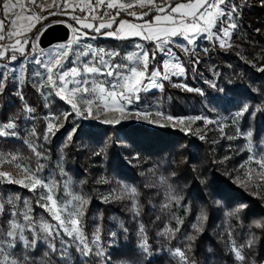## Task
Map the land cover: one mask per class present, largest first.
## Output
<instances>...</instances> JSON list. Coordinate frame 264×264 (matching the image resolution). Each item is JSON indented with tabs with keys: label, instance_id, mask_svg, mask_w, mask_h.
<instances>
[{
	"label": "trees",
	"instance_id": "16d2710c",
	"mask_svg": "<svg viewBox=\"0 0 264 264\" xmlns=\"http://www.w3.org/2000/svg\"><path fill=\"white\" fill-rule=\"evenodd\" d=\"M236 2L244 32L240 44L225 48L213 44L205 57L197 49L195 56L199 63L194 77L192 56L187 64L188 84L192 89H201L205 96L165 80L163 98L167 110L174 116L202 111L231 116L248 104L249 113L238 117V125L243 131L252 132L251 141L260 145L264 142V71L261 70L264 69V0ZM0 13L2 15V9ZM44 28L41 23L36 27L26 50ZM133 41L99 38L101 44L114 47ZM208 81H215L218 88L226 89L232 102L211 111L206 101L217 93ZM22 94L23 101L13 95L3 99L0 109L3 121L11 120L12 115L22 116L26 102L35 106L37 122L43 126L46 105L42 95L29 82L23 86ZM48 105L53 109L69 107L60 99L51 100ZM255 109L262 110L251 116ZM72 126L66 123L47 145L53 165L58 158L57 144ZM77 128L65 148L64 162L82 197L88 201L83 208L81 225L89 240L98 228L106 245L113 238V232L117 234L115 242L108 245L105 257H82L73 247L67 250L69 257H61L59 250L52 253L43 243L30 252L32 256H43L48 251L58 264H106L107 259L111 264H183L171 251L178 247L186 250L185 246L190 243L191 250H186V255L195 264H264V177L257 173L249 176L241 167L247 162L249 151L245 137L237 133V126H232L227 135L218 130L208 131L201 134L204 140L198 138L199 134L172 126L149 127L132 122L89 121ZM120 135L128 144H120ZM230 135L232 139L228 138ZM5 145L16 149L23 143L6 139ZM120 181L133 186V198L112 195ZM11 193L28 196L34 221L44 217L55 223L51 214L36 203L37 197L29 189L0 182V198ZM172 196L177 199L172 200ZM133 204L136 211L132 210ZM237 208L241 210L230 215ZM201 213L206 219H200ZM8 218L7 213L2 214L3 227H7ZM255 222H259V226ZM193 225L201 231H196ZM188 235H195V241H187ZM142 238H146L150 254L139 248ZM249 238H254L253 247H244L245 260L237 261L230 251L229 241H235L239 247L246 245Z\"/></svg>",
	"mask_w": 264,
	"mask_h": 264
},
{
	"label": "snow or ice",
	"instance_id": "6c2138e0",
	"mask_svg": "<svg viewBox=\"0 0 264 264\" xmlns=\"http://www.w3.org/2000/svg\"><path fill=\"white\" fill-rule=\"evenodd\" d=\"M28 3L36 4L37 0H28ZM97 6L105 8L103 13L92 17L94 20H97V23H86L82 25L85 29H91L96 35L89 36L85 32L77 35L74 40H69L66 44H60L56 48L46 52L45 50H40V53L44 57L43 59L34 55L37 52L35 43H32L29 49H25L24 45L29 43L26 38L23 39V43H21L20 39H17L15 44L0 43V69H3L0 72V94L5 90L6 81L11 79L17 85V91L14 94L23 101L24 98L22 92L19 90V86L24 84L26 79H31L32 86L45 99L54 95L65 101L70 107V111L62 114V117L55 115L46 117L49 122L43 134L45 141L48 140L50 134L54 135L55 131L58 130L57 124L53 123V121L59 122L62 118L66 119L70 115L84 119L92 115L94 104L99 108L100 102H103L105 111L112 110L124 115L127 106L140 102V93L142 91H147L149 87L162 89L163 83L158 81L170 80L172 76L185 75V69L182 63L179 61L175 52L172 51L173 47L179 48L186 54H191L193 58V69L199 63L195 53L197 50V40L201 35H204L209 40L215 38L219 42L220 48L231 47L228 44V39L230 38L231 30L235 29L237 25L234 22L230 23V21H233L234 15H239L238 5L233 3L232 0H194V2L193 0H188L186 3H180L178 0H172V2L164 0V3L160 5L156 4V0H136L135 4L118 3L117 0H95V4H93L92 0H87L86 7L81 8L80 11L91 14L98 11ZM136 6L145 8L147 11H143L139 15L134 11H130L131 8ZM19 7L20 12L13 13L12 18L9 19V13L17 8V4L13 3L12 0H0V9H2L3 16V18H0V41L10 39L13 36L23 35L22 33L12 31V29L17 27L18 22L22 18H28L22 17L21 15L25 11V4L21 2ZM62 7H68L67 0H65ZM107 9H114L115 16H110L109 22L107 23L101 22L104 16L109 15ZM121 10H124L128 16L143 21V23H130L126 19L117 21L116 16L120 15ZM145 17H149V19L145 20ZM35 18L39 19V17ZM72 18L78 23L80 22L79 17L73 16ZM217 23L221 27L218 32H213L212 29L216 27ZM113 24L117 25L115 29H113ZM98 36L114 39L142 37L145 41H152L155 47L151 53V57L148 50L141 44L135 45V48L139 51L128 53L121 57V53L118 51H106L103 48H94L90 43H81L82 39L94 40ZM204 51L207 52V49H204ZM17 52L20 54V57H23L18 68L14 63L19 59L16 54ZM157 53H160L162 56L167 54L176 62L171 63L169 59H162L160 65L156 66L154 64L152 71L149 73V60L155 61ZM70 56L74 57V59L70 61L72 66L67 67L66 64L69 62ZM118 57H121L119 61H117ZM30 59L39 67L32 70L30 75L26 77V65ZM2 61L7 62L3 63ZM261 70L264 71V69ZM10 73L13 74L11 77L9 76ZM216 75H219V73H216ZM207 83L217 93V95L212 96L211 99L206 101V105L210 106L211 111H216L220 106L226 107L227 104L232 102L226 89L218 88L215 81H208ZM177 86L183 87L186 91H195L199 95L205 96V93L201 89H192L186 84ZM77 98L84 101L83 108L74 102ZM109 102H111V105ZM249 107L248 104H244L235 113V116L240 117L245 113H249ZM261 110L255 109L250 115L254 116L256 111ZM23 111L25 113H32L34 109L25 105ZM149 115L150 112L145 109L142 112L136 113L134 118L155 123L156 121L148 120ZM156 115L160 117L162 113L158 112ZM25 118L28 119L31 117L26 116ZM92 118L95 119L96 117L92 116ZM163 118L167 121H178L180 124H183L185 119L170 115ZM187 119L189 121L203 119L205 124L219 123V121L208 120L203 116L189 117ZM102 123L118 124L120 120L105 119ZM16 129L17 124L15 123V118H13L9 122L0 125V136L16 137L18 135ZM183 130L188 131L189 129L185 128ZM77 131L78 128L74 125L72 132L68 135V139L70 140L72 135L76 134ZM33 134H35L34 130ZM245 135L250 138L252 132L249 131ZM198 138L200 140L205 139L203 135H200ZM228 138L232 139V137ZM29 147L33 146L29 145ZM248 150L251 152V145H249ZM33 151L38 161L40 159H47L42 152L36 151L35 147H33ZM249 159L253 160L259 166L261 172H264V142H262L259 151L250 155ZM43 170L44 165L42 163H37L35 170L26 169V171L31 173L27 177L28 183H23L22 180L12 179L10 172L0 171V182L22 184L23 187L36 193L38 197L36 203L41 208L46 209L55 221L54 224L41 222L37 227L33 223V218L25 212L22 214L23 222H20L17 219V211L14 206V200H19V197H8L6 201L0 202V214L7 213L9 217L7 219L8 228L4 233L5 238L0 240V264H28L27 257L21 261L13 258L12 253L8 251V249L16 246L17 241L21 242L25 248H35L38 241L44 240L48 242L50 251L57 253L58 249L55 241L59 239V255L61 257L67 255L69 247L75 248L81 255L86 257L91 255L105 257L106 253L100 246L99 229L97 228L92 233L91 245H95V250L90 246L87 237L82 231L81 219L84 216L83 208L88 201L78 195L72 196L67 191L69 188L67 182L63 185L66 199L62 202L57 201L53 195L57 188V182L51 177L47 179L41 178L40 173ZM61 174L67 175L63 169H61ZM131 191L135 192V189H131ZM171 199L176 200L177 197L172 196ZM24 204L27 207L28 201L25 200ZM6 205L11 207L6 209ZM132 210L136 211L135 204H133ZM240 210L241 208H237L230 215H234ZM200 219H206V216L201 213ZM255 223L259 226V222ZM193 228L196 231H201L197 225H193ZM26 230L31 234V239L25 236L24 233ZM124 231H127V229H124ZM176 231H179V228ZM140 233L143 237V225L140 226ZM116 235L115 232L111 233L113 242ZM195 239V235H188L186 237V240L189 242L195 241ZM229 243L230 251L234 254L236 260L244 261L245 256L242 255V250L244 247L252 248L254 238H249L246 245H240L239 247L236 246L233 240H230ZM139 248L145 254H150L146 238H142ZM185 249L190 251L191 244H187ZM186 250L178 247L174 250L173 255L178 256L183 261V264H195L186 255ZM106 264H111L110 259L106 260Z\"/></svg>",
	"mask_w": 264,
	"mask_h": 264
},
{
	"label": "rangeland",
	"instance_id": "374dc122",
	"mask_svg": "<svg viewBox=\"0 0 264 264\" xmlns=\"http://www.w3.org/2000/svg\"><path fill=\"white\" fill-rule=\"evenodd\" d=\"M161 1L164 0H156V4L159 5ZM13 3L17 4V8L13 9L12 12L9 13V19L12 18L13 13L20 12V7L19 4L23 2L25 4V11L21 13L22 17H28L27 19L22 18L19 22L16 28L12 29L14 32H19L22 33L23 35L20 37H25L28 41L30 38V34L36 29L38 24H43L44 27H48L51 24L58 23V22H63L67 24L70 27V38L69 40H74V38L77 35H80L82 33H85L81 30L76 31V27L72 24L73 21V16L80 17V16H85L89 19H93V16H98L101 13L105 11V8L98 7V11L94 13H87V12H81V8H85L87 4V0H67L68 7H62V5L65 3V0H37L36 4H29L28 0H12ZM93 2V0H92ZM118 3H124V4H135L136 0H117ZM233 3L237 4L236 0H232ZM95 4V3H93ZM239 8V5H238ZM75 9V10H74ZM138 10H146L145 8H140L139 6L133 7L130 9V11H138ZM124 10H121L120 12H123ZM107 12L109 15L104 16L103 18H106L111 15H115V10L114 9H107ZM125 12V11H124ZM54 13V14H53ZM34 14V16H33ZM240 11L239 15L235 16L234 19L231 22H234L237 27L233 30H231V35L230 38L228 39V44L231 46H238L239 40L243 38L244 32L242 30V25L240 23ZM35 17H39V19H36ZM0 18H1V13H0ZM56 18V19H53ZM221 25L217 23L216 27L212 29L213 32H218L219 28ZM44 28V29H45ZM43 29V30H44ZM40 31L35 37H34V43L36 44L37 47V52L34 55L39 56V58L43 59V55L40 53V50H51L53 48H56L60 44H66L69 40L65 42H59L55 43L52 46L48 48H41L39 45V37L41 33L43 32ZM89 35V34H88ZM91 36V35H89ZM179 39V38H177ZM21 43H23V40H21ZM81 43H90L93 45L94 48H103L106 51H118L121 53V57L125 56L128 53H132L135 51H139L138 49L135 48L136 44H141L145 49L148 50L149 55L151 57V53L155 47L154 43H148V42H131L126 45H122L119 47H114L110 45H103L99 42V38L97 39H82ZM15 44V43H13ZM213 44H216L219 46V42L213 38V40L207 39L204 35H201L198 40H197V49L201 50V56H206L208 53V50L211 48ZM25 49L27 47V44L24 45ZM75 47V45H73ZM204 49H207V52L204 51ZM172 51L175 52L176 56L179 58V61L182 63V66L185 69V75L183 76H172L170 80L173 81L174 84L176 85H181V84H186L189 88H192L191 85L188 84L186 80V74H187V64L190 63L191 60V54H186L182 52L179 48H172ZM19 59L14 62L15 66L18 68L21 64V61L23 60V57L19 56V53H16ZM121 57L117 58V61ZM74 59V57H69V62L66 64L67 67L72 66L70 61ZM162 59H169L171 63H175L176 61L171 59L167 54H164L163 56L160 53H157L155 61H152L151 59L149 60L148 64V72L150 73L152 71L153 65L155 64L156 66L160 65V62ZM3 63H6L5 61H2ZM27 72H26V77L30 75L32 70L37 69L39 66L36 65L34 62L31 61V59L27 62ZM191 74L194 77L195 76V71L193 68H191ZM3 69H0V72H2ZM163 71V69H162ZM18 74V73H16ZM13 74H9L11 77ZM174 79V80H173ZM26 82H29L32 84L31 79H26ZM25 82V83H26ZM163 83V88H164V82L165 81H158ZM22 84L19 86V90L22 92V88L25 85ZM147 83V81H145ZM163 88L162 89H156V88H151L147 91H142L140 93V102L138 104H132L129 105L125 108V113L124 115H121L120 113L116 111H105L103 102H100L99 108H97L96 104L93 105L92 108V115L87 116L84 119L78 118L75 115H70L66 119H61L59 122L53 121V123L57 124L58 130L55 131L54 135H49V138L47 141L43 139V134L46 130V125L48 124V120L46 117L50 115H55L58 117H62V114L67 113L70 111V107L68 109L64 108H59V109H53L49 107V101L55 100V99H60L56 96H49L47 99H45L43 96V100L46 105V111L44 113V118H45V124L43 126L40 125L39 122H37V116L38 112L35 108V106H30L28 103L25 102V105L28 107L34 109V112L32 113H25L24 111L22 112V116L19 115H12L11 120L15 118V123L17 124V133L18 135L16 137L12 136H7L3 137L0 136V171H7L12 174V179L16 180H22L23 183H28L27 177L31 174L29 171H26V169L29 170H35L37 163H42L44 165V170L42 173H40L41 178L47 179L49 177L53 178L57 182V188L56 191L54 192V198L57 201H64L66 199L64 193L65 189L63 187L64 183L67 182L69 184L68 192L72 196H81V193L79 191V186L77 185L76 182H74V178L68 168L66 167L65 164V154H66V147L69 145L70 140L74 137V134L72 135V138L69 140L68 135L69 133L72 132L73 126H78L82 123H87L89 121H96L97 123H102L103 120L109 119V120H115L119 119L120 123L123 122H132V123H142L145 124L149 127H167V126H172L175 128H179L182 131L183 129L187 128L189 129L188 131H184L186 133H193V134H206L208 131L212 130H218L221 132V134H226L231 130L232 126H237L238 131L237 133L240 134L241 136L245 137L246 139V148L248 150L249 145H251V152L249 151L247 162L243 165L245 171L249 174V176L252 175V173H257L259 174L258 176H261L262 178L264 177V172H261L259 166L253 161L249 159L250 155H253L254 153L259 151L260 146L262 144L257 145L256 143L251 141V137H247L245 134L249 131H243L240 125H238V117L235 116L234 112L231 116L229 115H218L215 116L212 113L208 111H202L199 114H190L186 116H174L172 115L166 107L165 100L163 98ZM17 91V85L11 80L6 81V87L5 90L2 94H0V109H1V104L3 99H10L11 96H16L14 93ZM23 95V94H22ZM61 100V99H60ZM63 101V100H62ZM65 102V101H63ZM74 102L78 103L81 108L84 106V101L80 100L77 98ZM65 104H67L65 102ZM111 105V102H109ZM69 106V105H68ZM147 109L150 112V115L148 116V120L156 121L155 123H149L147 120L143 119H135L134 116L138 112H142L143 110ZM239 111V110H238ZM20 112V111H19ZM162 113V116L157 117L156 113ZM172 116V117H183L184 122L183 124H180L178 121H167L163 117L165 116ZM29 116L31 118L26 119L25 117ZM92 116L96 117L95 119L92 118ZM197 116H203L206 117L208 120L212 121H219V123H213V124H205V121L203 119L201 120H195V121H189L187 118L189 117H197ZM22 119L23 122L20 123L18 119ZM10 121V120H9ZM9 121L4 122L2 119V116L0 114V125L7 123ZM73 124V126L70 128V130L66 133L65 137L58 142L57 144V153H58V158L56 159L54 165L50 161V156H51V151L50 148L47 147L49 144V141H51L59 132L62 130L63 126L65 124ZM174 125V126H173ZM222 129V131H221ZM33 130L35 131V134H33ZM230 137H232L230 135ZM6 139L14 140L17 143H23V145H18L16 149L12 147H8L5 145ZM124 138L120 135L119 141L120 144H128L126 140H123ZM88 142L85 143L87 146ZM29 145H32L35 147L36 151L42 152L44 156L47 157V159H40L38 161L35 152L33 151V147H29ZM15 157V159H13ZM259 158V157H257ZM61 169L67 174V175H62L61 174ZM154 181V179L152 180ZM23 186L22 184H19ZM28 189V188H27ZM131 189H134L132 185L125 183V182H118L116 184L115 190L113 191L112 195L115 194L116 197L118 196H124L127 195L131 198H133V194L135 192H132ZM37 197V194L34 193ZM111 195V196H112ZM17 194H10L9 196H4L0 198V202H4L7 200L8 197H17ZM107 196H110V193L107 194ZM19 197V200H14V206L15 210L17 211V219L20 222H23L22 220V214L27 212L28 215L32 216V209L29 203V198L28 196H23ZM38 198V197H37ZM70 198V197H69ZM83 198V197H82ZM28 201L27 207L24 204V201ZM8 205H6L7 207ZM11 207V206H10ZM1 216L0 214V240L4 239V233L7 231V227H3L1 223ZM41 222H46V223H52L49 220H47L44 217H40L38 221H34L33 223L39 226ZM54 224V223H53ZM82 231L84 232L83 228ZM25 236H28L29 239H31V234L26 230L25 231ZM43 235V234H41ZM84 235L86 236L85 232ZM87 237V236H86ZM88 242L90 246L93 247L95 250V245H91V240L87 237ZM115 242V241H114ZM113 242V238L108 241V245L110 246ZM47 244V241L40 240L37 243L38 247L40 244ZM57 249H60V241L57 239L55 241ZM108 245H106L103 241V239L100 237V246L104 249L105 253L108 251ZM35 247V248H36ZM238 247V246H237ZM35 248H25L23 244L19 241H17L16 246L12 249H8L10 253H12L13 258L19 259L21 261L24 260L25 257H27L28 264H58L56 263L52 258L51 255L49 254L48 251H46L45 255H40V256H32L31 251H33ZM79 252V251H78ZM174 250L171 251L173 255ZM80 254V252H79ZM81 255V254H80ZM70 255L67 254V257ZM82 257H86L81 255ZM176 256V255H174ZM88 257V256H87ZM178 257V256H177ZM180 261L183 263V261L180 259Z\"/></svg>",
	"mask_w": 264,
	"mask_h": 264
},
{
	"label": "water",
	"instance_id": "95a60500",
	"mask_svg": "<svg viewBox=\"0 0 264 264\" xmlns=\"http://www.w3.org/2000/svg\"><path fill=\"white\" fill-rule=\"evenodd\" d=\"M70 27L58 22L46 27L39 37V45L41 48H48L55 43L65 42L70 38Z\"/></svg>",
	"mask_w": 264,
	"mask_h": 264
},
{
	"label": "crops",
	"instance_id": "0c3cea01",
	"mask_svg": "<svg viewBox=\"0 0 264 264\" xmlns=\"http://www.w3.org/2000/svg\"><path fill=\"white\" fill-rule=\"evenodd\" d=\"M169 2H170V0H169ZM194 2V1H193ZM162 3H164V1H161L160 2V4H162ZM180 3H186V2H180ZM159 4V5H160ZM1 10V9H0ZM122 13H124V11L123 12H120V15L119 16H116V20L117 21H119V20H121V19H126V20H129L130 21V23H137V24H139V23H143V21H141V20H134V19H132V18H130L128 15H122ZM126 13V12H125ZM127 14V13H126ZM111 16H115V15H111ZM109 17L110 16H108V17H106V18H103V20L101 21V22H105V23H107V22H109ZM1 18H3V16L1 15ZM80 18V22L78 23L76 20H73L72 21V23H74V24H76V29L77 30H81V31H83V32H87L89 35H96V34H94V33H91L92 32V30L91 29H85V28H83L82 27V25L83 24H86V23H93V24H96L97 23V20H94V19H89V18H87V17H85V16H80L79 17ZM145 20H147L146 19V17H145ZM39 25V24H38ZM161 26H164V25H161ZM117 27V25L116 24H113V29H115ZM13 31V30H12ZM102 31H104V30H102ZM31 35V34H30ZM25 37H20V36H18V39H20V40H23ZM98 38H107V37H104V36H98ZM109 39H114V38H109ZM118 40H134V41H137V42H148V43H153L152 41H145V40H143L142 39V37H131V38H128V39H118ZM133 41V42H134ZM27 48V47H26Z\"/></svg>",
	"mask_w": 264,
	"mask_h": 264
},
{
	"label": "built area",
	"instance_id": "2783aa9c",
	"mask_svg": "<svg viewBox=\"0 0 264 264\" xmlns=\"http://www.w3.org/2000/svg\"><path fill=\"white\" fill-rule=\"evenodd\" d=\"M93 3H95V0H93ZM143 11H146V10H138V11H135L136 13H137V15H139L141 12H143ZM130 17V16H129ZM130 18H132V17H130ZM132 19H134V18H132ZM134 20H136V19H134ZM18 39V36H13L12 38H10V39H6V40H4V41H0V43H5V44H13V43H15L16 42V40Z\"/></svg>",
	"mask_w": 264,
	"mask_h": 264
}]
</instances>
